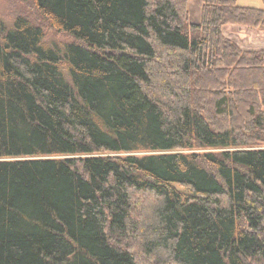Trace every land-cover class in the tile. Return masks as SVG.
<instances>
[{
	"label": "trees",
	"instance_id": "16d2710c",
	"mask_svg": "<svg viewBox=\"0 0 264 264\" xmlns=\"http://www.w3.org/2000/svg\"><path fill=\"white\" fill-rule=\"evenodd\" d=\"M25 1L0 17V264H264V48L224 32L264 8Z\"/></svg>",
	"mask_w": 264,
	"mask_h": 264
},
{
	"label": "rangeland",
	"instance_id": "374dc122",
	"mask_svg": "<svg viewBox=\"0 0 264 264\" xmlns=\"http://www.w3.org/2000/svg\"><path fill=\"white\" fill-rule=\"evenodd\" d=\"M238 4L245 6H252V7H261L264 8V0H237ZM189 2V22L190 23H197L200 19V9H201V0H188ZM32 3L31 1H25V0H0V17L4 21H6L7 26L11 27L12 23L14 21V18L17 15H22L24 13H32ZM45 35L43 37V42L46 44H57V45H63L65 42L71 41L72 38L63 33V32H56L50 28H44ZM264 31V30H263ZM224 32L226 35H228L230 38H232L236 43L241 46L243 49H259L264 48V32H262L261 29H254L252 27L248 26H242V25H226L224 28ZM263 146H260L259 148H263ZM208 149H204L201 151H205ZM210 150V149H209ZM214 150V149H211ZM143 200V202H148L151 200ZM139 202L142 203L141 199H139ZM134 218H137L138 216L134 215ZM137 251L136 249L134 252ZM142 261V264H145L144 260L140 259Z\"/></svg>",
	"mask_w": 264,
	"mask_h": 264
},
{
	"label": "crops",
	"instance_id": "0c3cea01",
	"mask_svg": "<svg viewBox=\"0 0 264 264\" xmlns=\"http://www.w3.org/2000/svg\"><path fill=\"white\" fill-rule=\"evenodd\" d=\"M239 26V25H238ZM262 32H264L263 30H262ZM255 49V48H254Z\"/></svg>",
	"mask_w": 264,
	"mask_h": 264
}]
</instances>
